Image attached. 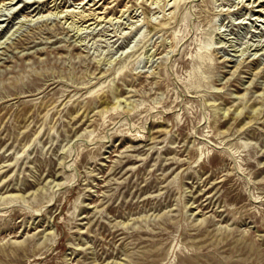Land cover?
<instances>
[{"label":"rangeland","instance_id":"obj_1","mask_svg":"<svg viewBox=\"0 0 264 264\" xmlns=\"http://www.w3.org/2000/svg\"><path fill=\"white\" fill-rule=\"evenodd\" d=\"M0 264H264V3L0 0Z\"/></svg>","mask_w":264,"mask_h":264},{"label":"bare ground","instance_id":"obj_2","mask_svg":"<svg viewBox=\"0 0 264 264\" xmlns=\"http://www.w3.org/2000/svg\"><path fill=\"white\" fill-rule=\"evenodd\" d=\"M179 1H181V0H174V2H179ZM259 1L264 3V0H259ZM79 14H80V17H82L83 19L88 20L89 18H87V17H88L89 15H93L94 13L89 12L88 14H86V13L81 12V13H79Z\"/></svg>","mask_w":264,"mask_h":264}]
</instances>
